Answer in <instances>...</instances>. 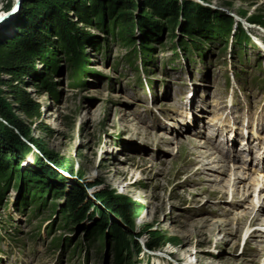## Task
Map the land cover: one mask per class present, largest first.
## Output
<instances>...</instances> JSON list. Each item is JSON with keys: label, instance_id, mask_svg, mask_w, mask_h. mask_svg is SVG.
<instances>
[{"label": "rangeland", "instance_id": "1", "mask_svg": "<svg viewBox=\"0 0 264 264\" xmlns=\"http://www.w3.org/2000/svg\"><path fill=\"white\" fill-rule=\"evenodd\" d=\"M24 1L35 2L21 0L16 12L0 21V47L14 45L25 20L20 16ZM123 1L130 6L120 0H38L40 16L34 30L43 34L40 54L29 66L0 75V132L17 134L22 142L2 145L13 155L0 163V264H115L108 229L94 228L110 195L129 196L137 203L140 211L131 221L129 238L139 233L138 245L151 244L142 258L131 249L128 262L120 264H185L187 258L191 264H264V188L257 193L248 189L253 174L250 164L240 159L248 154L239 150L238 137L242 128L248 138L264 135L263 51L249 42L237 58L231 54L233 44L229 55L228 47L222 50L221 43H214L204 63L196 60L183 66L177 57L169 61L168 49L175 43L172 32L179 36L181 30L175 28H186L196 8L227 16L239 27L251 18L261 20V30L254 29L264 40V0H184L193 11L184 17L186 23L180 14L173 30L144 0ZM13 2L0 0V13ZM81 9L87 21H81ZM53 12L61 13L76 37L88 35L78 49L85 66L79 84L71 81L72 52L57 38L49 17ZM142 17L157 22V30L140 23ZM126 19L131 20L128 29L119 25ZM135 32L153 53L147 74L138 71L139 80L124 57L125 42ZM232 70L239 84L229 77L233 86L228 88L225 76ZM143 80L149 82V90L144 86L142 91ZM189 92L192 95L186 96ZM22 100L35 105L38 114H26ZM6 115L21 124L24 136ZM245 118V127H239ZM186 122L191 130H183ZM219 127L220 148L226 154L237 153L230 165L213 149H205L213 142L204 131L215 133ZM97 155L101 161L95 177L100 183L113 178L100 188L91 186L93 178L83 182L72 164L78 161L90 169ZM235 164L243 167L238 174L244 172V179H237L244 182L233 179ZM130 188L135 195L126 192ZM22 195L27 205L23 213L12 208ZM72 197L80 204L69 211Z\"/></svg>", "mask_w": 264, "mask_h": 264}, {"label": "trees", "instance_id": "2", "mask_svg": "<svg viewBox=\"0 0 264 264\" xmlns=\"http://www.w3.org/2000/svg\"><path fill=\"white\" fill-rule=\"evenodd\" d=\"M109 1H111L112 3V1L118 0ZM120 1V3L124 6L125 3L128 4V2L126 1ZM181 2L183 3L178 6L176 2H172L169 0H144L146 7L151 10L154 15L165 17V19L167 20L166 25L169 26V28L172 30L175 28L176 20L180 14L183 15V23H186L184 17L188 16L191 13L190 11H193V7L191 6V3L189 1L183 0ZM37 4L38 0H35V2H23L22 13L20 16H22V18L24 16L25 20L23 24H21L20 22V33L16 36L14 45L12 47H0V75L3 72L10 71L14 67L23 69L24 65L29 66V61H31V59H33L36 55L40 54L44 39L43 34L40 33L38 35L34 30V24H36L40 16V11L37 9ZM93 7L96 9L94 5ZM52 8H48V11H51ZM194 10L197 11L196 17L192 15V19H190V22L187 24L188 26L186 28L182 29L181 25L175 28V30H178L180 28V37L177 38V34H174L172 32L171 38H176L175 41H177L178 44L181 45L183 51H195L198 55L201 56V47L203 44H209L214 41H221L224 45H226V38H222L219 36L222 34H226L227 36L230 35L231 37L233 36V45H237L238 47L242 42L246 41L245 32L239 26L233 27V24L231 23V19L229 17L219 16L215 14L213 15V13H210L206 9L201 10L196 8ZM78 15L80 16L81 21H87V16L82 9ZM49 17L53 21V26H55L53 29L58 33L57 38L60 39V42L64 44L65 47L70 46L69 50L72 52V55L70 56L71 63H73L74 65L76 64V66L72 65L75 73L71 76V81L73 84H79V76L82 77L85 74V66L82 62V60L84 61V59L82 58L83 55H80L81 52H79L78 49L80 47H83L84 42H87L88 35L82 33L81 35L76 37V31L74 33L70 23L65 19L63 20V16L60 12L50 13ZM248 21H250V23L258 25L263 24L261 20L254 18L248 19ZM130 23L131 20L126 19L120 22L119 25L122 26V28L128 29L131 26ZM140 23L145 24L146 28L148 26H153L154 29L157 30V28H155L158 26L155 25L157 24V22H150L149 20H146L144 17H142L140 19ZM197 25L202 28L199 30L194 29ZM192 27L194 31L191 30ZM231 30L235 31L231 33ZM205 31H210L211 33L206 36L205 34H203V32ZM157 32H159V30ZM138 36L140 49L143 55H150V48L147 47L145 45V42L141 39V34H138ZM134 42L135 37H132V39H129L127 42H125V44H128L127 46H133ZM100 43V39L97 40V47L95 49H98V45H100ZM3 83L4 81L0 78V86L3 85ZM22 102H24V111L26 114H28L29 116H36L38 114V108L35 105L29 104L25 100H22ZM1 114L2 113L0 112V116H3ZM4 118L11 126L15 128V130H17L21 135L24 136V131H22V126L19 122L13 121V119L9 115H6V117ZM13 134L6 131H2V133L0 132V163H3L6 157H12L13 155L12 152L9 153L10 151L6 150L2 146L4 145V141H7V143L9 144H13L16 142L22 144V142L20 143V137L17 134H14L15 136ZM1 139L6 140L2 141ZM1 147H3V149ZM128 197L116 195H110L109 197H107L104 201L103 211L99 213V215L97 216L98 218H96L94 223L95 230L97 229L98 231H101L102 228L108 229L109 236L111 238L112 258L115 264L127 263L129 260L131 249H133V252L135 253L138 250V242L136 236H138L139 233L135 234V237L132 240L129 238V233L131 229V221L133 217L140 211V208L133 199H130ZM19 198L22 200L23 205H26L24 196H19ZM68 204L70 205V208L68 207L69 211L73 210L74 205L80 204V199L72 197L71 202H69ZM81 213L83 212L81 211L80 213H78L76 219L81 218Z\"/></svg>", "mask_w": 264, "mask_h": 264}, {"label": "bare ground", "instance_id": "3", "mask_svg": "<svg viewBox=\"0 0 264 264\" xmlns=\"http://www.w3.org/2000/svg\"><path fill=\"white\" fill-rule=\"evenodd\" d=\"M20 1H21V0H14V2L11 4V6L14 5V10L11 11V13H10L9 15H7V16L4 17V14H6V12H8V10H9L10 8L7 9V10H5L3 13H0V15L3 16V18L0 19V21H3V20H5V19H7V18L10 17L12 14H14V13L16 12V8L18 7V4L20 3ZM11 6H10V7H11ZM256 125H257V124H256ZM135 129H136V127H135ZM147 129H148V128H147ZM183 130L185 131V130H187V128H184ZM146 131H147V130H146ZM146 131H144L143 133L147 135L148 133H147ZM144 137H145V136H144ZM150 138H151V137H150ZM186 142H187V141H186ZM180 143H181V142H180ZM180 146H181V145H180ZM186 148H187V147H186ZM183 149H184V148H183ZM101 151H102V150H101ZM101 151H99V152H100V155H99L100 158H101ZM187 151H188V150H187ZM192 152H194V151H192ZM98 154H99V153H98ZM189 155H190V154H189ZM97 158H98V155L95 156V161H94V160L92 161L93 164H92V166H91L92 168L89 169L90 172H89V173H86V174L83 173V174H84L83 177L80 176V178H83V179H82L83 182H86V180L93 178V176L95 177V175L97 176V172H96L97 169H96V168L99 166V163H100V161H101V160H100V161H98V163H97ZM191 159H192V158H191ZM222 160H223V159H222ZM216 161H221V160H220V158H218V160H216ZM67 163H69V162H67ZM96 163H97V164H96ZM263 164H264V162H263ZM224 165H225L226 169L229 168V167H228L229 165H228V166H227L226 164H224ZM238 165H239V164H235L234 166H235L236 169H231L230 172H233V173L236 175V178H233V179L235 180V182H236V180H237L238 182H244V181H242L243 179H241V180H240V179H237L238 177H239V178L243 177V174H242V173L238 174L239 172H241V171L238 170V168H237ZM80 167L84 169L83 165H81ZM233 168H234V167H233ZM91 169H92V170H91ZM95 169H96V170H95ZM94 171H95L96 174H94ZM93 174H94V175H93ZM235 175H234V176H235ZM101 176H102V175H101ZM247 176H248V175H247ZM243 178H244V177H243ZM247 178H248V177H247ZM256 178H258V176H257ZM250 179H251V178H250ZM112 180H113V178L110 177V178H109V181L106 180L105 182H101V183H99V184H96L95 187H99V188H100V187H103V186L105 187L106 185L110 184V181H112ZM116 180H117V179H116ZM116 180H115V181H116ZM259 181L261 182V178H259ZM93 182L96 183L97 181H96V180H93ZM93 182H91V183H93ZM128 182H129V181H128ZM235 182H234V183H235ZM263 182H264V181H263ZM258 183H259V182L256 181V183H254V184L257 186ZM263 184H264V183H262L261 186H263ZM127 185H128V184H127ZM127 185H125L126 188H128V186H129V185H128V186H127ZM256 186H255L254 189H253L254 191H255ZM263 188H264V187H262V189H263ZM248 189H249V188H248ZM251 190H252V189H251ZM259 190H260V189H258V191H259ZM246 191H247V190H246ZM126 192H127V193H130V192H131L130 196L135 195V192H134V191L132 192V189H131V188H130V189H127ZM263 192H264V191H263ZM263 192H260V193H263ZM241 193H242V192H241ZM253 193H254V192H253ZM256 193H257V192H256ZM120 195H122V194H120ZM262 196H264V195L262 194ZM263 198H264V197H263ZM248 231H249V230H247V232H248ZM154 250H155V249H154ZM157 251H160V250L157 249ZM181 253H182V252H181ZM154 254H155V253H154ZM186 258H187V255H186ZM192 261H193V260H192L191 258H187L185 264H191ZM166 264H167V263H166Z\"/></svg>", "mask_w": 264, "mask_h": 264}, {"label": "water", "instance_id": "4", "mask_svg": "<svg viewBox=\"0 0 264 264\" xmlns=\"http://www.w3.org/2000/svg\"><path fill=\"white\" fill-rule=\"evenodd\" d=\"M13 10H14V5L10 7V9L8 10V12H6V14H4V17L7 16V15H9L11 13V11H13ZM2 18H3V16L0 15V19H2Z\"/></svg>", "mask_w": 264, "mask_h": 264}]
</instances>
